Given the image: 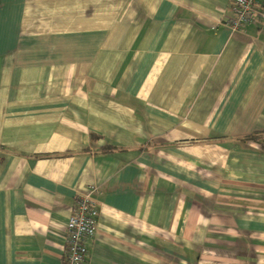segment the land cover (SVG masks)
<instances>
[{
	"label": "crops",
	"instance_id": "1",
	"mask_svg": "<svg viewBox=\"0 0 264 264\" xmlns=\"http://www.w3.org/2000/svg\"><path fill=\"white\" fill-rule=\"evenodd\" d=\"M234 14L0 0V264H63L90 187L85 264H264V22Z\"/></svg>",
	"mask_w": 264,
	"mask_h": 264
},
{
	"label": "built area",
	"instance_id": "2",
	"mask_svg": "<svg viewBox=\"0 0 264 264\" xmlns=\"http://www.w3.org/2000/svg\"><path fill=\"white\" fill-rule=\"evenodd\" d=\"M234 16L226 26L234 31L245 26L264 22V0H231ZM98 189L90 187L86 194L76 198L66 225V245L63 264H84L88 253L87 243L95 237L99 208L93 194Z\"/></svg>",
	"mask_w": 264,
	"mask_h": 264
},
{
	"label": "trees",
	"instance_id": "3",
	"mask_svg": "<svg viewBox=\"0 0 264 264\" xmlns=\"http://www.w3.org/2000/svg\"><path fill=\"white\" fill-rule=\"evenodd\" d=\"M249 139H250V137H248ZM252 138H255V139H258V137L257 136H253ZM247 139V138H246ZM87 256V255H86ZM85 262H86V260H85ZM85 264V263H84Z\"/></svg>",
	"mask_w": 264,
	"mask_h": 264
}]
</instances>
